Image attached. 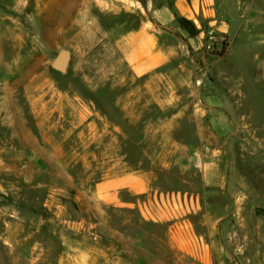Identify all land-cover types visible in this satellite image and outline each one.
I'll return each mask as SVG.
<instances>
[{"label":"rangeland","instance_id":"1","mask_svg":"<svg viewBox=\"0 0 264 264\" xmlns=\"http://www.w3.org/2000/svg\"><path fill=\"white\" fill-rule=\"evenodd\" d=\"M64 1L0 0V264H199L155 219L177 205L253 209L264 264V0H71L53 23ZM146 29L170 57L138 77L124 41ZM134 176L142 195L118 189Z\"/></svg>","mask_w":264,"mask_h":264},{"label":"crops","instance_id":"2","mask_svg":"<svg viewBox=\"0 0 264 264\" xmlns=\"http://www.w3.org/2000/svg\"><path fill=\"white\" fill-rule=\"evenodd\" d=\"M187 1L178 0L176 3L177 10L183 14L192 13L194 16L200 12L204 14L205 7L204 5L199 6L198 0H189L191 5L186 4ZM187 5L189 6L188 8ZM167 38V35L151 32L146 29L139 30L125 39V58L136 76H146L168 62L170 50L164 45ZM216 102L217 99H214V97L208 100L210 104H216ZM121 183L123 185H120L121 187L118 189L128 190L135 195H142L147 190V182L143 176H134L133 179L131 177L129 179L124 178ZM210 185L211 187L213 186L212 184ZM113 198L115 200L116 196H113ZM137 201H140L139 198ZM156 212L158 218L155 219L157 220L164 222L170 217L169 219L173 223L177 221L173 224L172 237L176 238V243L181 248V252L193 254V258L199 264H259L260 262L258 244L256 238L252 235L253 222L256 219L253 209L248 211L247 219L242 218L243 208H239L237 211L231 213L217 207L204 206L203 208H198L177 205L172 207L170 211H167L165 207H161ZM200 213H208V216H204L200 220L207 231L204 234L207 240L206 242L204 241V245L195 244L194 249L191 250L189 239L200 237L196 231L197 229L195 230L191 227L192 219L197 216L196 214ZM232 214L233 216L229 217ZM175 226H177L176 232ZM228 232L231 235L233 234V240L226 238ZM230 245L237 246L239 252H243L244 247H247L246 251L250 254L251 259L246 260L242 256L238 258L228 257L224 246Z\"/></svg>","mask_w":264,"mask_h":264},{"label":"water","instance_id":"3","mask_svg":"<svg viewBox=\"0 0 264 264\" xmlns=\"http://www.w3.org/2000/svg\"><path fill=\"white\" fill-rule=\"evenodd\" d=\"M71 54L68 50H61L52 63V68L60 73H66L70 65Z\"/></svg>","mask_w":264,"mask_h":264},{"label":"bare ground","instance_id":"4","mask_svg":"<svg viewBox=\"0 0 264 264\" xmlns=\"http://www.w3.org/2000/svg\"><path fill=\"white\" fill-rule=\"evenodd\" d=\"M71 0H65L64 3L58 4L55 8V12L53 15V23L59 22L61 19V16L69 11ZM66 11V12H65ZM61 15V16H60ZM68 15V14H66ZM64 16V15H63ZM64 18V17H62ZM66 19V18H65ZM64 20V19H63ZM9 88V87H8Z\"/></svg>","mask_w":264,"mask_h":264},{"label":"trees","instance_id":"5","mask_svg":"<svg viewBox=\"0 0 264 264\" xmlns=\"http://www.w3.org/2000/svg\"><path fill=\"white\" fill-rule=\"evenodd\" d=\"M180 24H181L182 26H185L186 24L192 26V24H191L188 20H186V19H180Z\"/></svg>","mask_w":264,"mask_h":264},{"label":"built area","instance_id":"6","mask_svg":"<svg viewBox=\"0 0 264 264\" xmlns=\"http://www.w3.org/2000/svg\"><path fill=\"white\" fill-rule=\"evenodd\" d=\"M209 39H210V41H212V40H213V36H210ZM211 44H212V42H209V46H208V48L211 47Z\"/></svg>","mask_w":264,"mask_h":264}]
</instances>
